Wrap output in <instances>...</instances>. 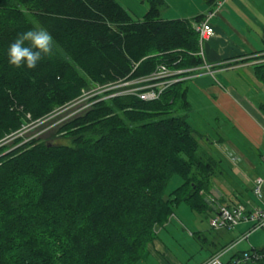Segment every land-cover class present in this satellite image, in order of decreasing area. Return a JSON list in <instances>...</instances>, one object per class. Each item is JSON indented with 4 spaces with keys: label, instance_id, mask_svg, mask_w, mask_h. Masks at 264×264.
I'll list each match as a JSON object with an SVG mask.
<instances>
[{
    "label": "trees",
    "instance_id": "trees-1",
    "mask_svg": "<svg viewBox=\"0 0 264 264\" xmlns=\"http://www.w3.org/2000/svg\"><path fill=\"white\" fill-rule=\"evenodd\" d=\"M145 1L138 18L118 0H0V143L93 84L147 77L161 64L202 65L194 24L204 15L167 20L165 0ZM40 28L52 35L55 57L35 69L10 65L9 45ZM183 86L152 101L93 96L57 141L0 157V264H143L175 208L208 211L215 161L193 135ZM174 177L181 182L168 191ZM192 236L199 244L206 237ZM253 251L264 253L242 251L228 263Z\"/></svg>",
    "mask_w": 264,
    "mask_h": 264
},
{
    "label": "crops",
    "instance_id": "crops-1",
    "mask_svg": "<svg viewBox=\"0 0 264 264\" xmlns=\"http://www.w3.org/2000/svg\"><path fill=\"white\" fill-rule=\"evenodd\" d=\"M195 2L193 8L165 19H190L214 8L203 0ZM140 9L138 18L147 11ZM210 22L215 35L204 44L203 62L212 73L201 68L189 74L183 86L193 135L215 161L204 191L209 210L197 213L184 203L175 208L194 230L182 234V243L167 245L155 239L147 247L150 264H200L231 242L221 256L223 262L242 251L264 249V229L247 236L248 223L217 232L209 223L220 205L240 204L248 212L264 208V186L261 198L253 194L254 181L264 179V0H226ZM174 214L170 223L179 221ZM197 232L206 236L201 244L193 239ZM141 261L145 264L144 258Z\"/></svg>",
    "mask_w": 264,
    "mask_h": 264
},
{
    "label": "built area",
    "instance_id": "built-area-1",
    "mask_svg": "<svg viewBox=\"0 0 264 264\" xmlns=\"http://www.w3.org/2000/svg\"><path fill=\"white\" fill-rule=\"evenodd\" d=\"M226 0H217L214 8L204 15V18L194 24V28L198 34V51L197 54L204 58V44L215 35V29L211 24V19L217 11L223 6ZM204 69L208 73L211 72V66L205 62L198 67L187 69H171L161 64L157 69L147 77L132 79V80H119L122 82L118 86L114 83H108L105 92H108V97L117 95L132 94L138 96L145 101H152L158 99L161 94L171 85L187 80L189 74ZM127 86V89L119 91V88ZM264 157V156H263ZM264 179L257 178L253 185V194L256 198L263 196ZM210 227L215 231L227 230L232 231L240 224H250L247 236L250 232L259 229H264V208H254L252 211H246L245 207L240 204L233 206H218L213 216L210 218ZM245 236V237H247ZM244 238V237H243ZM227 248L219 253L211 256L202 264H242L245 261H258L264 258V253L253 251L244 253L242 258L233 260L232 262H223L221 256L225 253Z\"/></svg>",
    "mask_w": 264,
    "mask_h": 264
},
{
    "label": "rangeland",
    "instance_id": "rangeland-1",
    "mask_svg": "<svg viewBox=\"0 0 264 264\" xmlns=\"http://www.w3.org/2000/svg\"><path fill=\"white\" fill-rule=\"evenodd\" d=\"M125 8L129 11H133L132 13H141V7L147 9V3L145 0H118ZM167 6L162 8V17L169 18L173 15H180L183 13V8H193V5L196 6L195 0H165ZM200 1V0H199ZM139 15V14H138ZM116 86L121 84L122 82H111ZM105 85H91L89 90H86L82 93V95L63 105L55 108L51 113L43 117L42 119L31 123L26 124L12 136H9L4 142L0 143V157L4 154H7L9 151L27 143V142H53L57 141L61 136L59 133L61 126L70 120L76 118L79 114L88 109L92 102L93 96H98L99 99H105L109 94H106ZM128 87L119 88V91L123 89H127ZM93 103V102H92ZM181 109V108H180ZM185 109L177 111L179 114H184ZM178 115V114H177ZM3 146V147H1ZM2 148V149H1ZM181 182L180 177H174L171 181L168 191L175 188ZM176 217L179 219L172 220V223L168 222V224L163 227H157V240L163 241L165 244L170 245L174 242L182 243L184 240V235L193 232V226L186 221L180 214L175 210ZM197 217H201L203 221H206L202 215H197ZM194 239V238H193ZM173 240V241H172ZM196 255V254H195ZM145 259V264L151 263V257L147 254Z\"/></svg>",
    "mask_w": 264,
    "mask_h": 264
},
{
    "label": "clouds",
    "instance_id": "clouds-1",
    "mask_svg": "<svg viewBox=\"0 0 264 264\" xmlns=\"http://www.w3.org/2000/svg\"><path fill=\"white\" fill-rule=\"evenodd\" d=\"M54 49V39L46 29L29 30L18 35L9 45L8 62L17 69H35L41 61L55 57Z\"/></svg>",
    "mask_w": 264,
    "mask_h": 264
}]
</instances>
